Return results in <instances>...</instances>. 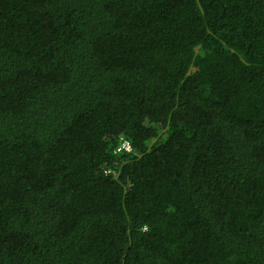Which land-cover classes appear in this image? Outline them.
Here are the masks:
<instances>
[{
    "label": "trees",
    "instance_id": "obj_1",
    "mask_svg": "<svg viewBox=\"0 0 264 264\" xmlns=\"http://www.w3.org/2000/svg\"><path fill=\"white\" fill-rule=\"evenodd\" d=\"M0 264H264V0H0Z\"/></svg>",
    "mask_w": 264,
    "mask_h": 264
},
{
    "label": "built area",
    "instance_id": "obj_2",
    "mask_svg": "<svg viewBox=\"0 0 264 264\" xmlns=\"http://www.w3.org/2000/svg\"><path fill=\"white\" fill-rule=\"evenodd\" d=\"M117 150H123L125 152L130 151V144L126 141L122 142Z\"/></svg>",
    "mask_w": 264,
    "mask_h": 264
},
{
    "label": "clouds",
    "instance_id": "obj_3",
    "mask_svg": "<svg viewBox=\"0 0 264 264\" xmlns=\"http://www.w3.org/2000/svg\"><path fill=\"white\" fill-rule=\"evenodd\" d=\"M130 144V143H129ZM131 149V148H130ZM129 152V151H128Z\"/></svg>",
    "mask_w": 264,
    "mask_h": 264
}]
</instances>
